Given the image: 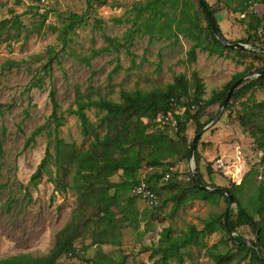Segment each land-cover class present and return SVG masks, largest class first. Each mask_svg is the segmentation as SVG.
<instances>
[{
	"label": "rangeland",
	"instance_id": "1",
	"mask_svg": "<svg viewBox=\"0 0 264 264\" xmlns=\"http://www.w3.org/2000/svg\"><path fill=\"white\" fill-rule=\"evenodd\" d=\"M144 1L45 0L39 8L36 0H0V258L24 253L49 255L51 264H95L98 255L105 254L116 260L125 256L123 264H154L159 254H152L151 248L158 245L164 228L170 227L172 235L180 236L190 225L201 229L202 221L212 214L223 220L228 209L236 220L237 204L230 205L223 198L215 203L189 200L173 208L174 195L191 181L188 155L167 160L179 164L173 178L176 185L170 187L169 181H157L160 202L156 206L140 198L130 204V191L109 189L114 221L113 228L106 227V220L102 219L106 212L98 201L99 185L141 179L151 168L143 161L135 174L110 170L98 181H94L95 174L80 172L73 157L96 149L97 160L102 162L103 145L96 137L102 140L109 129L105 111L90 108L86 115L94 123L96 134L83 135L77 116L68 113L70 107H76L77 100L105 98L121 102L122 90L164 91L176 75H182L191 85L181 100H191L196 87L192 78L195 71L203 89L200 97L205 101L214 92L227 90L226 84L235 75H249L239 81L233 89L236 94H231L216 122L198 138V169L210 186L234 189L239 185L236 195L242 201L263 179L262 150L249 131L258 130L264 116L255 117L259 112L255 109V114H249L254 120L248 124L241 123L240 116L246 103L264 100V87L256 86L246 93L239 89L264 65L261 49L254 47L264 48V22L250 29V17L233 11L240 7L241 0H207L223 35L231 41L249 42L244 43L247 48H230L221 56L197 48L194 59L189 60L188 50L194 40L188 33L179 32L176 39L155 35L149 42L148 33L136 31L147 13L135 20L133 5ZM187 6L188 13L198 22L192 31L209 41L207 23L197 0H189ZM180 9L181 6L174 10L177 16ZM248 10L264 17V4L258 0ZM130 31L135 34L128 39L126 34ZM107 36L113 41H108ZM39 77L41 85L27 90ZM50 90L54 91L53 101ZM218 105L203 111L201 124L206 126L212 121ZM53 110L57 121L52 118ZM176 110L181 114L183 108ZM124 121L125 118L116 125ZM141 121L147 124L145 132L159 129L154 123L150 125L148 118ZM38 126L40 133L25 145ZM196 130V123L188 121L184 131L187 144L192 142ZM165 132L178 139L173 129ZM46 149L49 155L45 167L33 184L31 175ZM111 152L117 155L115 149ZM167 161L162 162L160 172ZM192 161L195 171V157ZM247 210L259 218L252 208ZM123 214L134 219L125 220ZM236 232L246 241H255V233L248 225H238ZM231 235L221 230L206 233L196 245L181 250V262L172 258L169 264H251L249 259L240 260L243 254L233 246L228 238ZM98 239L112 242L98 243ZM67 240H71L72 250H64ZM218 254L222 255L220 261Z\"/></svg>",
	"mask_w": 264,
	"mask_h": 264
},
{
	"label": "trees",
	"instance_id": "2",
	"mask_svg": "<svg viewBox=\"0 0 264 264\" xmlns=\"http://www.w3.org/2000/svg\"><path fill=\"white\" fill-rule=\"evenodd\" d=\"M39 8L42 4L38 0ZM205 4L214 16V11L211 5L204 0ZM218 1V0H217ZM257 0H255L256 2ZM189 0H145L143 3H137L133 5V8L136 10L135 20L139 19L144 13H147V16L136 29V31H142L149 34V42L153 41L155 35L159 37H164L170 39L178 37L179 32L188 33L189 36L194 40V43L190 46L188 50L189 60H193L195 57V52L197 48H200L204 51H207L209 55L217 54L221 56L224 50L230 49L222 45L219 40L213 34V31L207 22L204 13L199 5L202 15L205 18L207 23V36H210L209 41L202 38L198 33L192 31V26H198V22L193 15L188 13L190 7L187 6ZM258 2L264 4V0H258ZM181 6V9L177 14L174 12ZM38 8V9H39ZM248 5L246 0L240 1V7L234 9L233 11L242 12L244 16H249L251 21L248 23L250 29H255L264 22V17H258L252 14L248 10ZM172 10V11H171ZM45 17V13H43ZM216 20V18H215ZM120 21V19H117ZM217 22V21H216ZM72 26V22H70ZM218 24V23H217ZM219 26V25H218ZM142 27V29H140ZM264 28V23L263 26ZM221 30V29H220ZM222 32V31H221ZM135 34L134 31H130L126 34L128 39H131ZM223 34V33H222ZM206 36V35H205ZM225 37V36H224ZM226 38V37H225ZM108 41H113L112 38L106 37ZM228 43L241 42L248 43L246 39H241L237 41H231L226 38ZM256 48L262 47L254 45ZM240 50V49H238ZM242 51V50H241ZM264 55V52H259ZM115 70V69H114ZM264 71V65L261 69L256 70L254 73ZM252 74V73H251ZM242 73H239L233 77L231 81L226 84L227 90L216 91L214 92L207 100L202 101L200 95L203 93L202 84L200 83L199 77L196 72H192L193 82L195 84V90L193 93V99L182 101L180 96L182 94H187L188 89L191 85L188 84L187 80L184 79L182 75H176L172 83H169L166 86L164 91H149L143 92L140 90L125 91L120 92L121 102H114L105 98H100L96 100L86 99V100H77L75 108H69L68 113L76 115L79 119L81 130L83 135H92L95 133V125L93 122H90L86 110L90 108H96L98 110L105 111L104 119L107 120L109 131L103 137L102 140L96 139L103 145L102 153L104 154L102 162L97 160L98 153L94 149L90 153L79 154L73 157L75 166L78 170L84 171L87 174H95L94 181H98L100 177H105L106 173L110 170H123L131 174H135L143 165L151 168V171L147 169V175L145 179L151 183V187L156 191L158 197L159 193L157 192L156 184L158 180H162L163 175L168 170L170 165L175 164L172 161L174 157L184 158L188 157L189 149L191 143L187 144L184 131L188 121L193 120L197 125V130L199 131L203 128L204 124H201L199 118L203 111L210 105L220 103L221 99L225 96L228 91V88L238 79L241 78ZM41 78L35 79L31 82L30 86L27 88L29 90L32 87L41 85ZM264 87V74H260L257 77H252L249 81H246L241 87L240 91L246 93L254 87ZM264 90V88H263ZM236 94V91H233L232 96ZM54 91H49V98L51 101L54 100ZM192 105L194 107L192 108ZM176 107H182V113H175L176 126L169 128L166 125L157 126V116L160 113L167 112L168 110H175ZM255 109H258V113L255 114ZM249 114H255V117L264 116V100L256 101L253 99L250 103H246L243 114L240 116V122L243 124H248L254 119L249 117ZM148 118L150 120V125L154 123L159 127L156 132H145L147 124H144L141 121V118ZM52 118L56 120V112L53 110ZM125 118V121L117 126L121 119ZM260 126L257 127L258 130H250L249 134L257 141V146L262 150V161L264 163V122L260 121ZM173 129L175 131L178 139H172L167 136L165 130ZM113 132H110V131ZM41 131V127H36L25 141V145H28L30 141H33L35 136H37ZM58 144L60 141H57L56 149L58 151ZM126 144H129L126 147ZM115 149L117 155H114L111 150ZM59 152V151H58ZM49 155L48 149L45 151V155L42 158L41 162L37 166L36 170L31 175V180L33 184L37 183L40 173L45 167L47 156ZM196 168L193 173L194 180L191 177L189 186L180 188L179 192L174 195L175 202L173 208L176 209L178 206L185 204L189 200H202L204 202L215 203L218 199L223 198L228 202V197L220 192L202 190L198 185H209L204 182L202 174L198 169V151L195 147L194 152ZM167 161L165 168L160 172L159 168L162 162ZM105 172V173H104ZM104 173V174H103ZM178 171L175 170L171 173L170 177L166 182H170L169 186L173 187L176 185L173 178L177 176ZM260 174L259 172L257 173ZM263 179L257 182L254 191L242 201L236 195V190L240 187L235 185L234 189L227 188L230 190L232 196L234 197L237 204V217L234 221L231 218L230 209L226 210L222 217L226 215L227 222L230 229L236 232V227L238 225L244 224L248 225L252 231L255 233V241H250L255 245H258L259 248L264 250V172H262ZM140 178L135 177L132 179H126L123 183L108 182L107 185H99L100 197L98 199L101 202V209L106 213L102 215V219L106 220L105 226L108 228H113L111 223L114 221V215L109 209V204L113 201L107 191L111 188H114L115 191L122 190L124 193L131 192L132 187L139 183ZM210 186V185H209ZM211 187H213L211 185ZM222 187V186H221ZM226 188V187H225ZM128 198V202L133 204L135 198H138L136 195L132 194ZM160 202V198L158 204ZM229 203V202H228ZM157 204V205H158ZM156 206V205H155ZM119 207V205H118ZM121 207V205H120ZM252 208L255 213L258 215V219H255L254 216L249 213L247 208ZM125 220L134 219L133 216L124 215ZM221 230L226 235L229 234V231L217 214H212L208 218L202 221V228L197 229L195 225H190L188 230L180 236L172 235V229L170 227L164 228L160 233V239L158 245L151 248L152 254H159V257L154 261V264H169L170 259L175 258L179 262L182 261V249L189 245H196L198 240L205 235L206 233L214 232ZM231 240L233 246L238 249L243 255L240 260H247L251 264H264V261L259 258L257 255L256 249L254 246L250 245L243 236L240 234L228 236ZM111 239H98V243H111ZM63 248L65 251L72 250L71 240L64 242ZM70 252V251H69ZM263 253V252H262ZM264 255V253H263ZM98 259L95 261V264H123L125 256H121L118 260L109 257L105 254H99ZM218 261L221 260L222 255H217ZM0 264H51L49 255L43 256H32L30 254H15L8 257L0 258Z\"/></svg>",
	"mask_w": 264,
	"mask_h": 264
},
{
	"label": "water",
	"instance_id": "3",
	"mask_svg": "<svg viewBox=\"0 0 264 264\" xmlns=\"http://www.w3.org/2000/svg\"><path fill=\"white\" fill-rule=\"evenodd\" d=\"M198 4L200 5L201 9H202V12L204 13L205 15V18L207 20V22L209 23L212 31H213V34L215 35V37L219 40V42L226 46V47H229V48H239V49H242V48H247L246 44L244 43H241V42H234V43H228L226 41V38L224 37V35L222 34L221 30H220V27L218 26L215 18L212 16V14L210 13V11L208 10L206 4H205V1L204 0H197ZM262 51L264 52V49H262ZM258 75L260 74H264V71H260L257 73ZM249 75H245V76H242L240 79H238L237 81H235L229 88H228V91L227 93L225 94V96L221 99L219 105H218V108H217V111H216V114L215 116L213 117L212 121L204 126L203 128H201L196 134L195 136L193 137L192 139V142H191V145H190V149H189V158H190V162L188 164V170L190 172V175L192 177V179L194 180V176H193V173H194V167H193V161L192 159L194 158V152H195V147H196V143H197V140L198 138L200 137L201 133L205 130H207L209 127H211L215 122L216 120L218 119L222 109H224L225 105L227 104V102L229 101L230 97H231V94L233 92V89L235 88V86L239 83V81L241 79H244L246 77H248ZM251 76V75H250ZM198 187L202 190H207V191H214V192H220V193H223L224 195H226L228 197V202L230 205L232 204H235L236 201L234 199V197L232 196L231 192L229 189L225 188V187H221V186H209V185H198ZM224 223L229 231V233H231L232 235H236L238 234L237 232H234L230 229L229 225H228V222H227V217L226 215L224 216ZM248 242V241H247ZM250 245L254 246L255 249H256V252H257V255L259 256L260 259H262L264 261V255L261 251V249L259 248L258 245H255L253 244L252 242H248Z\"/></svg>",
	"mask_w": 264,
	"mask_h": 264
},
{
	"label": "built area",
	"instance_id": "4",
	"mask_svg": "<svg viewBox=\"0 0 264 264\" xmlns=\"http://www.w3.org/2000/svg\"><path fill=\"white\" fill-rule=\"evenodd\" d=\"M40 2V4H44L45 0H38ZM246 4L248 5V8H254L256 5L255 0H246ZM242 16H244V14H242ZM255 77L258 76L257 73L254 74ZM194 107V105H192V108ZM178 113V111L175 110H168L167 112L164 113H160L157 116V126H163L166 125L169 128H173L176 126V119L174 114ZM179 167L178 163H175L173 165H170L168 167V170L165 172V174L162 177L163 181H166L169 179L170 175L172 172H174L175 170H177V168ZM259 178H261V174L258 175ZM132 194L136 195L138 198L146 201L147 203H149L150 205H157L158 201H159V197L156 193V191L151 187V184L145 179V177H142L139 181V183H137L136 185H134L132 187L131 190Z\"/></svg>",
	"mask_w": 264,
	"mask_h": 264
}]
</instances>
